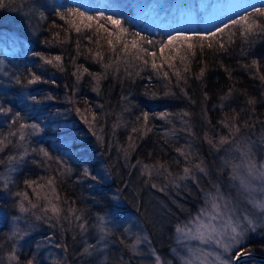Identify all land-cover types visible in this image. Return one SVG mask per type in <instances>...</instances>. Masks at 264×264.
Here are the masks:
<instances>
[{"label":"trees","instance_id":"obj_1","mask_svg":"<svg viewBox=\"0 0 264 264\" xmlns=\"http://www.w3.org/2000/svg\"><path fill=\"white\" fill-rule=\"evenodd\" d=\"M3 2L0 33H15L21 46L0 47V264H52L49 247L64 251L71 264H141L121 221L127 214L140 218L167 255L176 224L208 191L226 184L224 153L241 140L264 137V31L254 26L246 34L231 25L248 14L264 24L254 15L264 5L231 18L230 28L202 48L175 42L161 54L159 44H145L156 57L135 59L111 51L108 39L119 49L115 36L97 31L96 22L89 30L57 13L111 15L151 41L171 35L72 0ZM32 73L41 81L29 83ZM98 240L107 243L103 261L87 250ZM244 247L264 252V242ZM41 255L50 262L38 261Z\"/></svg>","mask_w":264,"mask_h":264},{"label":"rangeland","instance_id":"obj_2","mask_svg":"<svg viewBox=\"0 0 264 264\" xmlns=\"http://www.w3.org/2000/svg\"><path fill=\"white\" fill-rule=\"evenodd\" d=\"M56 2L62 5L66 0H56ZM72 2L86 9L94 8L124 14L142 28L167 35L177 31H212L244 10L264 5V0H72ZM19 46L21 40L15 33H0V47L8 51H16ZM224 155L223 167H229L226 184L208 191L196 210L191 214L187 213V217L176 224L167 255L159 253L138 216L127 214L121 219L125 221V230L131 237V253L141 264H215V254L234 264L235 257L239 253L255 251L244 247V244L249 241L264 242V207H261L264 205V176L261 175L264 173V137L241 140ZM250 165H254L251 174ZM216 197H223L218 202L221 206L226 202L227 208L223 209L224 214L219 219L210 221V217L215 215L212 203ZM229 215L234 223L240 225L239 230L244 231L242 245L224 252L223 248L217 247L213 241L208 240L206 231L203 239L197 238L196 225L191 223L197 216H200L204 223L210 221L216 225L218 231H224L223 226ZM249 220L252 222L251 225L248 224ZM178 225L181 227L188 225L193 231L190 235L178 234L176 232ZM15 227L17 225L14 229ZM225 242H228L227 239ZM133 244L135 248L132 247ZM106 246L104 240H98L92 242L87 250L93 258L102 257L98 261L101 259L103 261L106 256ZM49 249L47 251L50 252L52 264H71L64 251L59 248L49 247ZM209 253L213 255H208ZM46 255H41L38 261L50 262ZM84 262L75 260L72 264ZM240 264H264V260L247 257L241 259Z\"/></svg>","mask_w":264,"mask_h":264},{"label":"snow or ice","instance_id":"obj_3","mask_svg":"<svg viewBox=\"0 0 264 264\" xmlns=\"http://www.w3.org/2000/svg\"><path fill=\"white\" fill-rule=\"evenodd\" d=\"M4 6L5 4L3 0H0V7H4ZM57 14L60 16V19L65 20L69 24L73 23V21L69 19V17H75L80 21L81 24H83V26L86 29H89V30L92 28V22H96L97 31L103 30V32H105L109 37L115 36L117 44H119V49L117 48L116 44L113 43L112 39H108L107 43L110 46L111 51L113 52L119 51V52H122L124 56H130L135 59H141L142 58L141 54H143L144 56H151L153 58L156 57V52L149 51L148 48L144 47L145 44H159L161 54H163L165 48H171V46L175 42H188L187 49L192 50L197 43L202 48L203 41L210 40V38H215L217 33H223L225 29L230 28V25L225 24L223 28H217L216 31L210 32L207 34L193 33L189 35V34L177 32L175 35L169 36L166 42L151 41L147 37L141 36L140 33L138 32H129V30L124 27V22L121 19L116 18L111 15L106 16L103 13H99L98 15H89L85 12L80 11L79 9H69L66 12L57 13ZM254 15L264 18V9H254ZM109 25L111 26L110 28L108 27ZM231 25L233 26L241 25L246 34L250 33L253 30L254 26L260 28L261 31H264V24L258 23L253 18V14L242 15L239 17V19L232 20ZM75 31L80 32L81 28L79 26H76ZM122 36L131 37L130 43L126 39L121 40ZM207 46L212 47V43L210 42ZM36 55H39V53H37ZM97 55H99V53H97ZM55 59L60 60V57H56ZM45 62L52 63L51 60H46ZM143 62L145 64L148 63L147 60H144ZM253 63H255V61ZM109 66L110 65H105L106 68ZM160 67H162V65ZM152 68L153 69L157 68L155 60H153L152 62ZM85 71H87V69H85ZM177 75L179 74L177 73ZM165 76H167V73H165ZM261 79L264 80V76H262ZM40 81H41V77L36 75L35 73H32V77L29 80V83H37ZM33 99L35 100V97H33ZM249 103H254V101L250 100ZM8 111H11V110L9 109ZM158 115L164 118L168 114L159 113ZM16 116H17V120H19L20 117L18 113L16 114ZM143 117L145 120H147L148 113L146 112L143 113ZM25 127H31L33 129H38L39 126L36 124L30 125V126L24 125V124L20 125L21 129H24ZM225 127H228V124H225ZM236 131L237 132L239 131L238 127H236ZM10 134L14 135L15 133H10ZM20 138L24 139L23 135H21ZM227 142H228L227 138L221 137L220 143H227ZM0 151H3L2 147H0ZM40 151L43 152L45 156L48 155V153L44 149H41ZM10 159H14V158H10ZM252 168H254V165H250V168H249L250 174H251ZM189 171L190 170L188 168L184 169V172L186 175L189 173ZM201 171H203V169H201ZM84 173L85 175L89 174L87 169L84 170ZM261 175L264 176V173H262ZM94 178L95 177H93V179ZM241 183L243 184V180L241 181ZM17 195H20V194L18 193ZM222 199L223 197H216L213 199L212 208L215 210V215L210 217V221L219 219L224 214L223 209L227 208V203L225 202L223 206H221V204L218 201ZM33 207H35V205H33ZM261 207H264V205H261ZM20 210L22 212L27 211V209H25V207L23 206V203H21L20 205ZM51 210L53 211V213H57L59 211V209L56 207H53ZM202 215H203V212H202ZM245 219L247 220V217H245ZM210 221L208 223H204L201 220L200 216H197L191 222L196 225L197 233H198L197 238L203 239L204 232L206 231L208 233V240L213 241L217 245V247L223 248L224 252H228L232 248L242 245L243 240H244V231L239 230L240 225L238 223H234L230 215L228 216L223 226L224 231H218L217 226L212 224ZM251 223L252 222L249 220L248 224L251 225ZM192 231H193L192 228H190L188 225H185L183 227L178 225L176 227V232L178 234H182V235L189 234L190 235ZM225 239H227L228 242H225ZM208 240H205V242H208ZM132 247L135 248V244H133ZM208 255H213V254L209 253ZM13 258L15 257L13 256ZM214 261H215V264H230V260L222 259L219 254L214 255ZM28 264H32V262L29 261Z\"/></svg>","mask_w":264,"mask_h":264},{"label":"water","instance_id":"obj_4","mask_svg":"<svg viewBox=\"0 0 264 264\" xmlns=\"http://www.w3.org/2000/svg\"><path fill=\"white\" fill-rule=\"evenodd\" d=\"M247 253V254H245ZM255 258V259H259V260H264V252H260V251H246V252H242L239 253L236 257H235V261L234 264H240V260L243 258Z\"/></svg>","mask_w":264,"mask_h":264}]
</instances>
